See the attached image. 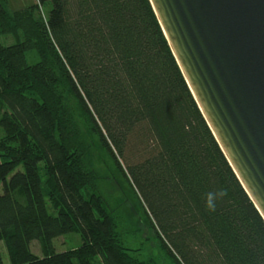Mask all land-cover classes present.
Here are the masks:
<instances>
[{
    "label": "trees",
    "instance_id": "1",
    "mask_svg": "<svg viewBox=\"0 0 264 264\" xmlns=\"http://www.w3.org/2000/svg\"><path fill=\"white\" fill-rule=\"evenodd\" d=\"M38 2L52 6L45 22L0 5V36L24 32L13 46L0 42V244L9 263L156 264L123 245L97 191L74 103L174 264H264V218L208 125L151 0ZM30 52L40 57L35 65ZM222 188L228 195L209 212L206 193ZM72 234L82 243L58 252L54 241Z\"/></svg>",
    "mask_w": 264,
    "mask_h": 264
},
{
    "label": "water",
    "instance_id": "2",
    "mask_svg": "<svg viewBox=\"0 0 264 264\" xmlns=\"http://www.w3.org/2000/svg\"><path fill=\"white\" fill-rule=\"evenodd\" d=\"M221 149L264 218V0H151Z\"/></svg>",
    "mask_w": 264,
    "mask_h": 264
},
{
    "label": "rangeland",
    "instance_id": "3",
    "mask_svg": "<svg viewBox=\"0 0 264 264\" xmlns=\"http://www.w3.org/2000/svg\"><path fill=\"white\" fill-rule=\"evenodd\" d=\"M0 5H3L11 15L20 13L26 20L31 18L44 22L47 20L52 8L50 4L40 6L38 0H0ZM23 40V31H20L18 35L0 36V42L5 47L13 46ZM27 60L30 65H35L40 61V57L36 52H30ZM70 105H72L75 113V122L80 130L83 144L88 151L91 167L95 171L97 191L102 196L108 211L115 218L123 245L132 250L141 260H152L156 264H174L156 239L142 202L117 170L107 152L102 149L98 139L91 134L83 118L76 112V105L74 103ZM4 136L5 132L0 128V140ZM44 180L46 183L47 179L44 178ZM47 206L50 214L55 215L49 200ZM81 243V236L78 234L67 235L54 241L58 252L72 250ZM0 249L4 264H10L3 243L0 244ZM31 249L35 255L42 256L38 242H33ZM96 264L99 263L96 262Z\"/></svg>",
    "mask_w": 264,
    "mask_h": 264
},
{
    "label": "clouds",
    "instance_id": "4",
    "mask_svg": "<svg viewBox=\"0 0 264 264\" xmlns=\"http://www.w3.org/2000/svg\"><path fill=\"white\" fill-rule=\"evenodd\" d=\"M228 195L227 189H219L215 192H208L205 195V208L209 212H214L217 207V201L222 200L224 197Z\"/></svg>",
    "mask_w": 264,
    "mask_h": 264
}]
</instances>
